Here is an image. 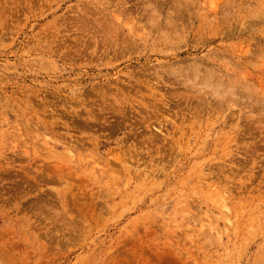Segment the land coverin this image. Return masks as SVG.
Masks as SVG:
<instances>
[{"label":"rangeland","instance_id":"rangeland-1","mask_svg":"<svg viewBox=\"0 0 264 264\" xmlns=\"http://www.w3.org/2000/svg\"><path fill=\"white\" fill-rule=\"evenodd\" d=\"M0 264H264V0H0Z\"/></svg>","mask_w":264,"mask_h":264},{"label":"bare ground","instance_id":"bare-ground-1","mask_svg":"<svg viewBox=\"0 0 264 264\" xmlns=\"http://www.w3.org/2000/svg\"><path fill=\"white\" fill-rule=\"evenodd\" d=\"M194 68H195V67H194ZM197 71H198V70L195 69L194 72L197 73ZM196 73H194V74H196ZM198 73H199V72H198ZM198 73H197V74H198ZM208 73H211V72L209 71ZM208 73H207V74H208ZM211 75H212V74H211ZM211 75H210V76H211ZM206 76H208V75H206ZM196 77H198V76L196 75ZM204 77H205V76H204ZM202 78H203V77H202ZM205 78H206V77H205ZM205 78H203V81L205 80ZM208 78H209V77H208ZM212 78H213V76H212ZM212 78L210 77L209 79H211V80L213 81ZM209 79H208V80H209ZM191 80H192V79H191ZM196 80H197V79H196ZM199 80L202 81V79H200V78H199ZM206 80H207V79H206ZM206 80H205L204 82H206ZM185 81H186V80H185ZM187 81H188V79H187ZM212 81H211V82H212ZM199 82H200V81H199ZM209 82H210V81H209ZM200 83H201V82H200ZM197 84H199V83H197ZM201 84H202V83H201ZM201 84H200V85H201ZM204 84H205V83H204ZM207 84H208V85H210V84L212 85V83L209 84L208 81H207L206 85H207ZM213 84H214V83H213ZM217 84H218V82L216 83V85H217ZM182 85H183V84H182ZM195 85H196V84H195ZM191 87H194V86H191ZM198 87H199V86H198ZM202 87H205V86H202ZM217 87H218V86H217ZM220 87H221V86H220ZM194 88H195V87H194ZM207 88H208V87H207ZM210 88L212 89V88H214V87H210ZM210 88H209V89H210ZM218 88H219V87H218ZM218 88H217V89H218ZM197 89H199V88H197ZM215 89H216V88H215ZM215 89H214V90H215ZM199 90H200V89H199ZM218 90H219V89H218ZM211 91H213V90H211ZM224 91H225V90H223L222 92H224ZM219 92H220V91H219ZM219 92H218V93H219ZM216 93H217V92H216ZM225 93H226V92H225ZM221 94H222V93H221ZM221 96H222V95H221ZM219 97H220V95H219ZM170 122H171V121H170ZM68 153H70V152H68ZM222 206H223V207H222ZM221 208H225V209H226V206L223 205V204H221Z\"/></svg>","mask_w":264,"mask_h":264}]
</instances>
